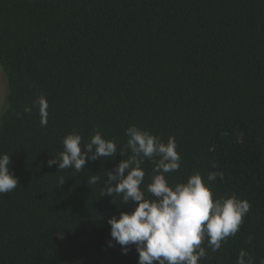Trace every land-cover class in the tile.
Here are the masks:
<instances>
[{"label":"trees","instance_id":"obj_1","mask_svg":"<svg viewBox=\"0 0 264 264\" xmlns=\"http://www.w3.org/2000/svg\"><path fill=\"white\" fill-rule=\"evenodd\" d=\"M0 69V154L18 179L0 194V264H137L107 222L135 203L101 194L106 172L131 155V125L175 138L170 185L222 172L214 198L251 205L218 251L202 245L200 264H237L242 249L264 264V0H0ZM96 132L115 141L114 158L78 174L48 166L65 136L83 145ZM141 167L146 189L154 165Z\"/></svg>","mask_w":264,"mask_h":264},{"label":"clouds","instance_id":"obj_2","mask_svg":"<svg viewBox=\"0 0 264 264\" xmlns=\"http://www.w3.org/2000/svg\"><path fill=\"white\" fill-rule=\"evenodd\" d=\"M37 105L41 126H46V99L39 97ZM125 135L131 155L106 172L105 190L101 194L120 195L122 202H134L135 207L131 212H121L118 218L108 219L112 240L121 246L125 255L128 246L134 245L137 264H200L208 255L202 245L206 242L212 252L218 251L239 231L243 218L250 211V203L234 195L214 198L210 183L218 177L223 180L222 172L209 173V183L195 173L186 182L170 185L166 174L178 171L181 164L175 138L169 137L164 142L136 125L127 127ZM62 143L63 151L56 158H50L47 164L49 167L57 165L58 170L74 169L77 174L84 170L87 161L114 158L118 153L115 141L105 140L99 132L87 144L82 145V137L76 133L65 136ZM145 160L152 162L154 167L151 182L142 189L145 171L141 165ZM9 163L10 156L0 154V194L18 186ZM98 180L99 177L92 175L88 183L95 184ZM64 181L61 179L60 183ZM145 191L153 198H146ZM248 239L250 243L253 237ZM237 264H252L249 253L242 249Z\"/></svg>","mask_w":264,"mask_h":264},{"label":"rangeland","instance_id":"obj_3","mask_svg":"<svg viewBox=\"0 0 264 264\" xmlns=\"http://www.w3.org/2000/svg\"><path fill=\"white\" fill-rule=\"evenodd\" d=\"M5 96H6L5 79L0 69V114L5 105Z\"/></svg>","mask_w":264,"mask_h":264}]
</instances>
